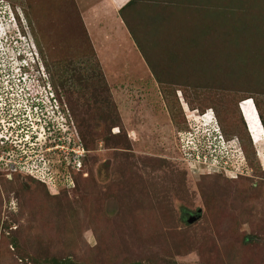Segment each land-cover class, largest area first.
<instances>
[{"label":"rangeland","instance_id":"rangeland-1","mask_svg":"<svg viewBox=\"0 0 264 264\" xmlns=\"http://www.w3.org/2000/svg\"><path fill=\"white\" fill-rule=\"evenodd\" d=\"M0 1L29 31L0 46L26 77L0 68V90L59 116L0 172V264H264V0H137L124 30L105 0ZM209 39L223 69L202 67Z\"/></svg>","mask_w":264,"mask_h":264},{"label":"clouds","instance_id":"clouds-1","mask_svg":"<svg viewBox=\"0 0 264 264\" xmlns=\"http://www.w3.org/2000/svg\"><path fill=\"white\" fill-rule=\"evenodd\" d=\"M0 3H1V1H0ZM7 4V3H6ZM5 4V5H6ZM4 5V4H3ZM5 11V10H4ZM8 11H9V9H8ZM10 16V15H9ZM12 16V15H11ZM16 24V17H9V18H4V19H2V20H0V27L2 26H4V28H2V30L5 32V34H3V35H1V38H0V46L1 47H8L9 45H14V46H17L15 43H14V40H15V38H18L19 39V41L20 40H22L23 38V36H27L28 34H29V31L25 28H22L21 27V25L19 24V26L21 27V29H24L25 31H26V34L25 33H23L22 32V35L20 34V32H19V26H18V24L17 25H15ZM16 29H17V31H18V33H17V31H16ZM13 30V31H12ZM12 36V37H11ZM11 38V39H10ZM5 39H7L6 41H5ZM34 42H29V48H32V49H35V46L33 47V46H30L31 44H33ZM9 44V45H8ZM17 61L18 60H16L15 62H14V65L12 66V63H9V65H8V63H7V66H1L0 68H5L6 70H7V77H6V79L7 80H15V78H21L22 80H25V78L26 77H23V74L21 75L20 73H23V71H20V70H18L17 71V69H19V65L20 64H22V63H17ZM22 67H23V69H24V65L22 64ZM6 89V87L5 86H3V88L0 90V97H1V99H9L8 97H9V95H11V94H14L13 92H11V90H5ZM13 100H16V99H13ZM52 100L53 99H47V107H48V112H49V110H53V106H54V104L52 103ZM13 103H14V106H15V108H16V102H14L13 101ZM26 103L28 104V106H29V109H30V111L29 112H27L26 113V111H27V109H23L24 107H23V105L21 106V109L20 110H17V112L20 114V115H25V113L27 114L25 117H29V116H31V118L32 119H34L33 120V123L34 122H36V123H38V122H42V121H44V119L50 124L51 123V126H53V128H55V126H56V123H54L55 121L54 120H57V117H59V116H54L56 113L54 112L55 111V109L53 110V113H52V115L50 114V113H48V115L45 117V113H44V109H45V102L42 100V99H26ZM14 116L16 117L15 118V120H14V122L15 121H17V118H18V114H14ZM45 117V118H44ZM212 119H213V117H212ZM50 121V122H49ZM51 121H54V122H51ZM213 122V121H212ZM65 123H66V120H65ZM32 124V123H31ZM31 124H29V125H31ZM68 125V124H67ZM215 125L217 126V127H215ZM60 125H58L57 124V128L59 127ZM12 127V126H11ZM25 127V126H24ZM212 127H213V131L212 132H210L209 133V135H210V139H209V142L210 141H212L213 139L214 140H218V141H221L220 139V137H222V134L220 135V133H221V130H220V128H219V125H218V122H216V120H215V124L214 125H212ZM21 128V127H20ZM60 129H63L62 127H60L59 128V130ZM13 131H16L17 132V129L15 128V127H12V132ZM55 131V130H54ZM13 134H15L14 132L13 133H11V136H13ZM207 137V136H206ZM0 140H3L4 141V144L6 143V138L5 137H1V139Z\"/></svg>","mask_w":264,"mask_h":264},{"label":"flooded vegetation","instance_id":"flooded-vegetation-1","mask_svg":"<svg viewBox=\"0 0 264 264\" xmlns=\"http://www.w3.org/2000/svg\"><path fill=\"white\" fill-rule=\"evenodd\" d=\"M0 59H2V57H0ZM10 63H11V60H10ZM42 100L45 102L44 113L46 117L49 113L48 107L46 106L48 103H47V99H42ZM13 101H14L13 99H0V139L1 137L6 138L5 144H2L0 140V160L1 161L9 160L8 163L9 162L11 163L12 161H16L18 158L21 159L22 156H20V153H23V150L26 148H31L32 144L35 143V140L39 139V137H36V135L39 133L38 130L41 131L42 128L43 129L45 128V124H48V122L45 120L47 117L46 118L44 117L45 118L44 123L40 124V122H38L35 124L36 126H38V130L35 131L36 128H34V133H32L33 135L31 137H30L31 133L28 137H26V134L22 133V131H17V132L13 131L15 134L11 136V133H13L11 126L13 125L14 120L16 118L14 114H17ZM2 104H3V107H1ZM59 108H60L59 113H63V112L66 113L65 112L66 109L64 107H58V109ZM48 128H51V123L49 124ZM61 131L62 129L59 130L60 133ZM47 149L48 148H46V151ZM1 155L2 156L6 155L8 160L4 159L3 157L1 158ZM12 171L13 170H11L10 172Z\"/></svg>","mask_w":264,"mask_h":264},{"label":"trees","instance_id":"trees-1","mask_svg":"<svg viewBox=\"0 0 264 264\" xmlns=\"http://www.w3.org/2000/svg\"><path fill=\"white\" fill-rule=\"evenodd\" d=\"M135 1H137V0H130L129 1V3L123 8V10L121 11V15L124 17V16H127V14L125 13V11H126V9L127 8H131V7H133V6H136V5H134V2ZM149 7V6H148ZM151 7V6H150ZM156 8H159V7H157L156 6ZM125 9V10H124ZM141 12V15H143V12L142 11H140ZM151 12V11H150ZM151 14V13H150ZM217 14V17H219L218 15H219V13L217 12L216 13ZM220 14H221V12H220ZM166 14L164 13V10L163 9H161L160 11H156V12H154L153 13V16L151 17V16H149V17H151L149 20H151L150 21V25L151 24H155V25H158L157 26V28H165L166 27V29L165 30H167V29H169L168 31H170V39H174L175 41H176V45H177V43H178V40L176 39V35L178 36L179 34H180V27H179V31H173V32H171V30L173 29V24H171V21L169 20V19H171V17L170 18H167V20L166 19H163V17L165 16ZM222 18H223V14L222 15H220ZM140 17V16H139ZM17 18H18V16H17ZM140 19L143 21L142 23H140V25H145L146 24V21H144V19L143 18H141L140 17ZM219 19V18H218ZM169 20V21H168ZM172 21H174L173 20V17H172ZM147 25V24H146ZM214 25V24H213ZM215 27H216V30H217V24L215 23ZM144 35V37H145V34H143ZM223 38V37H222ZM169 40V39H168ZM168 40L166 41V42H168ZM180 41H181V39H179ZM210 40L211 39H209V41H207V46H206V48H207V51L206 52H204L203 54H202V56H201V58L199 59V60H202V67H204V68H206V66L208 65V68H209V71H211V67L212 68H218V67H220L221 69H223V67H221L222 66V64H223V62L220 60L219 62H217V60L215 59L214 60V58H213V55H212V46L210 45ZM161 40L160 39H158L157 40V42H160ZM189 41H191V40H189ZM192 42V41H191ZM191 42H189V44L191 43ZM175 45V46H176ZM193 47H195V48H197L198 46H194V44H193ZM200 50L201 49H203V47L202 48H200V47H198ZM228 67L229 66H226L225 67V71H227V69H228ZM207 71V70H206ZM222 72H223V70H222ZM236 73L237 71L235 70V68H233V69H231V71H229V74H233V73ZM202 73H205V71H203ZM202 73H200V76H202ZM226 74H228V72H226ZM189 76H190V80L192 81V82H194V83H198V75H195L194 77H192L193 76V74L191 75L190 73H189ZM200 80V79H199ZM251 98V97H250ZM258 106V105H257ZM242 113V112H241ZM261 114V113H260ZM245 117V116H244ZM261 118H262V121H263V124H264V119H263V117L261 116ZM247 124V123H246ZM249 130V129H248ZM249 132H250V130H249ZM250 135H251V132H250ZM88 150V149H87ZM12 164L13 163H7V165L5 166V168H3V167H1L2 169L0 170V172H4V173H6L8 170H10V169H8V168H10V167H12ZM8 167V168H7ZM7 168V169H6ZM4 169H6L5 171H4ZM19 170H21L20 169V167H18V169L17 170H13L12 172L15 174L17 171H19ZM11 171V170H10ZM35 178V177H34ZM248 236L245 238L246 240H248ZM67 264V262H64V261H55L54 262V264ZM176 263V262H175Z\"/></svg>","mask_w":264,"mask_h":264},{"label":"built area","instance_id":"built-area-1","mask_svg":"<svg viewBox=\"0 0 264 264\" xmlns=\"http://www.w3.org/2000/svg\"><path fill=\"white\" fill-rule=\"evenodd\" d=\"M22 100L23 99H16V100H14V102H16V108L15 109H17V110H20L21 109V106L23 105V104H21V101ZM23 107H24L23 109H27L26 113L30 111L29 106H28L27 103H24ZM26 113H25V115H20L17 112V114H18L17 121H15L13 123V125H12V127H15L17 129V131H22V133H25L24 126H27L28 124H31V123L33 124V120L31 118V116L25 117L27 115ZM25 134H26V137L29 136V133H25ZM1 143L4 144V141L1 140ZM72 151H73V155H70L69 156V159L71 160L72 159L71 157L73 156V160L75 161V166L78 167V168H81L82 167V161L80 160V157H82V156H84V154H86V149L84 147L79 146L78 148H72ZM38 160L40 162H42V160H44V159L41 158V159H38ZM22 161H23V158H21L20 161H17V160L16 161H12L11 163H13V164H12V167H10V169L11 170H17L18 167H20V169H22V167L24 166V164L21 165ZM32 162H34V161H32ZM37 163H38V165H36ZM1 165H2V163H1ZM28 165L32 166L31 163L28 164ZM34 166L35 167L37 166L36 169H35ZM2 167L5 168L4 166H2ZM0 168H1V166H0ZM44 168H45L44 165L43 164H40L39 162H35L34 165L32 167H30L29 169H27V168L24 167V169H27L28 170V174L33 175L35 178L39 176L37 174V173H39L38 171L40 169H44ZM46 173L49 174V171L47 170Z\"/></svg>","mask_w":264,"mask_h":264},{"label":"crops","instance_id":"crops-1","mask_svg":"<svg viewBox=\"0 0 264 264\" xmlns=\"http://www.w3.org/2000/svg\"><path fill=\"white\" fill-rule=\"evenodd\" d=\"M129 0H105V1H102V2H100V7H101V9H105V11L106 10H108V11H111V7H114V9H115V17H114V19H116V20H118L119 18V20H120V28L122 29V30H124V23H122V18H121V14H120V12H119V10H120V7L121 6H123L124 4H126L127 2H128ZM103 2H105L104 4H106L107 3V5H103L102 3ZM118 10V11H117ZM112 12V11H111ZM113 12H114V10H113ZM108 15V17H109V19H111V20H113V17L110 15V14H107ZM119 15V16H118ZM94 16H96V18H98L99 16L96 14V15H93V17ZM97 20V19H96Z\"/></svg>","mask_w":264,"mask_h":264},{"label":"water","instance_id":"water-1","mask_svg":"<svg viewBox=\"0 0 264 264\" xmlns=\"http://www.w3.org/2000/svg\"><path fill=\"white\" fill-rule=\"evenodd\" d=\"M194 219H196V217H194V218H193V217H191V218H190V221L192 222Z\"/></svg>","mask_w":264,"mask_h":264},{"label":"bare ground","instance_id":"bare-ground-1","mask_svg":"<svg viewBox=\"0 0 264 264\" xmlns=\"http://www.w3.org/2000/svg\"><path fill=\"white\" fill-rule=\"evenodd\" d=\"M210 125V124H209ZM250 130V129H249ZM251 132V131H250ZM252 135V134H251Z\"/></svg>","mask_w":264,"mask_h":264}]
</instances>
